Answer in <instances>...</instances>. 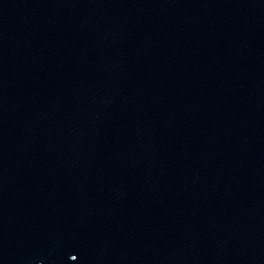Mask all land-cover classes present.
Masks as SVG:
<instances>
[{
  "label": "water",
  "instance_id": "1",
  "mask_svg": "<svg viewBox=\"0 0 264 264\" xmlns=\"http://www.w3.org/2000/svg\"><path fill=\"white\" fill-rule=\"evenodd\" d=\"M0 264H264V0H0Z\"/></svg>",
  "mask_w": 264,
  "mask_h": 264
}]
</instances>
